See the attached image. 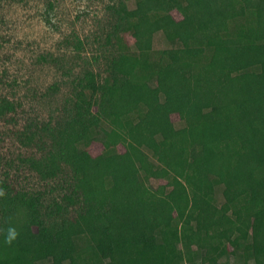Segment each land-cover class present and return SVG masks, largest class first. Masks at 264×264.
I'll list each match as a JSON object with an SVG mask.
<instances>
[{
  "label": "trees",
  "instance_id": "16d2710c",
  "mask_svg": "<svg viewBox=\"0 0 264 264\" xmlns=\"http://www.w3.org/2000/svg\"><path fill=\"white\" fill-rule=\"evenodd\" d=\"M126 2L105 74L84 70L62 119L15 134L63 194L43 212L44 192L2 184L0 264H264V0ZM157 36L182 46L154 57ZM16 113L0 98V120Z\"/></svg>",
  "mask_w": 264,
  "mask_h": 264
},
{
  "label": "rangeland",
  "instance_id": "374dc122",
  "mask_svg": "<svg viewBox=\"0 0 264 264\" xmlns=\"http://www.w3.org/2000/svg\"><path fill=\"white\" fill-rule=\"evenodd\" d=\"M119 1L0 0V98L6 97L17 105L13 121L0 120V195L4 183L11 185L13 191L44 192V206L40 209L43 212L54 201H62L63 192L52 189L58 183L43 182L19 162L18 158L30 151L19 144L15 134L32 121L55 124L62 119L64 104L72 95L70 82L84 70L105 74L108 61L121 52L115 36L108 40L117 17L113 6H118ZM127 5L133 7V0H128ZM173 15L181 19L176 11ZM78 39L82 44L76 50ZM125 40L134 51L135 39L125 34ZM181 46L157 36L154 57L159 54L156 52ZM171 119L177 128L182 126L179 115L173 114ZM81 147L93 156L104 151L98 141ZM118 149L123 151V146ZM165 183L162 179L149 181L151 186ZM1 215L0 208V224ZM16 217L23 225L24 217L19 213ZM35 231V225L22 231L20 241L29 242ZM231 262L240 264L234 258ZM194 264L202 263L198 259Z\"/></svg>",
  "mask_w": 264,
  "mask_h": 264
},
{
  "label": "clouds",
  "instance_id": "9594fccd",
  "mask_svg": "<svg viewBox=\"0 0 264 264\" xmlns=\"http://www.w3.org/2000/svg\"><path fill=\"white\" fill-rule=\"evenodd\" d=\"M14 236H15V232H14V230H11V229H10V235H9V237H8V242H9V243L11 242L12 238H14Z\"/></svg>",
  "mask_w": 264,
  "mask_h": 264
}]
</instances>
